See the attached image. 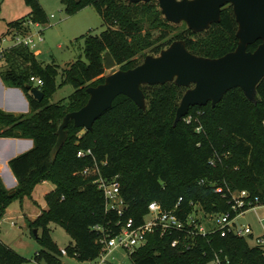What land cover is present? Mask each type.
<instances>
[{
  "label": "trees",
  "instance_id": "trees-1",
  "mask_svg": "<svg viewBox=\"0 0 264 264\" xmlns=\"http://www.w3.org/2000/svg\"><path fill=\"white\" fill-rule=\"evenodd\" d=\"M31 8L29 19L48 22L40 0H25ZM70 13L88 4L100 13L106 29L100 35L87 34L85 54L67 68L44 64L24 45L4 51L0 74L4 82L23 89L30 103V112L14 114L0 108V136L31 138L34 147L12 158L10 168L18 180L15 189H8L0 175V219L16 201L31 198L35 187L52 182L56 188L46 194L47 207L29 221L42 246L37 259L47 258L52 264H63L56 252L51 224L63 226L71 235L67 253L81 260L99 259L106 232L121 228L120 222L134 219L144 222L152 201H160L172 209L183 197L179 211L182 218L196 210L205 216L230 209L231 190L247 189L264 197V79L257 87V101L249 100L236 87L215 107L193 106L186 117L174 125L180 90L175 82L143 85L145 109L129 96H117L113 105L98 119L93 130L68 126L69 137L56 159L52 157L57 131L67 113L81 109L89 100L87 88L105 81V53L111 52L120 69L141 64L149 54L159 55L173 41L183 39L195 54L220 57L238 45V22L233 7L225 6L222 21L208 30L194 32L184 29L173 36L168 29L174 23L163 15L158 1L132 3L127 0H63ZM1 11V2H0ZM25 18L9 23L21 29ZM148 25V27L146 26ZM261 40L250 45L255 50ZM62 83L58 84V76ZM32 76L43 79L45 93L38 100L31 92ZM66 83L75 87L68 100L52 102L50 97ZM200 128V130H198ZM81 149H92L105 177H118L121 195L127 208L123 215L107 209L104 192L83 174L94 166L92 156L79 157ZM216 159V165L211 160ZM106 161V164L103 162ZM147 243L131 253L133 264H264L258 247L249 238L233 234L222 236L219 231L197 235L193 246H174L185 234L160 232L148 234ZM188 240V239H187ZM55 253V254H54ZM219 259V263H218ZM28 259L0 239V264H24Z\"/></svg>",
  "mask_w": 264,
  "mask_h": 264
},
{
  "label": "water",
  "instance_id": "water-1",
  "mask_svg": "<svg viewBox=\"0 0 264 264\" xmlns=\"http://www.w3.org/2000/svg\"><path fill=\"white\" fill-rule=\"evenodd\" d=\"M127 1L139 3L153 0ZM156 1L169 22H185L194 32L208 30L213 24L220 23L223 8L231 5L238 22L237 48L213 58L193 53L185 40L177 39L159 55L149 54L141 64L127 70L117 69L116 60L107 51L105 67L111 73L103 83L87 88L90 97L81 109L71 111L64 117L52 151L54 159L69 137L71 120L76 127L93 130L96 121L121 94L129 96L145 109L147 100L143 85L175 82L178 86L187 87L177 109L175 126L189 114L191 107L209 103L215 107L227 92L236 87L241 88L249 100L257 101V87L264 79V0ZM260 40L255 50H249L250 45ZM31 92L38 100H43L45 96L44 91L37 86H32Z\"/></svg>",
  "mask_w": 264,
  "mask_h": 264
},
{
  "label": "rangeland",
  "instance_id": "rangeland-1",
  "mask_svg": "<svg viewBox=\"0 0 264 264\" xmlns=\"http://www.w3.org/2000/svg\"><path fill=\"white\" fill-rule=\"evenodd\" d=\"M0 2V55L3 51L17 45V41L12 36L15 29L10 28L9 23L23 18L26 19L23 26L30 28V34L35 40L30 50L42 63L56 64L61 70L79 58L87 60L84 35L90 33L100 35L106 29L100 13L92 4L70 13L63 0H40L49 20L46 23H36L38 24L36 25L28 23L31 8L25 0H0ZM183 23L185 22L174 23L176 26L168 29V35L173 36L183 30ZM39 33L43 36V40H39ZM0 65H5L1 56ZM117 69L120 67L117 66ZM110 73L111 71L107 70V74ZM62 80L61 75L58 76V84H61ZM74 91L75 87L66 83L60 86L50 99L52 102L68 100ZM186 91L187 87L181 88L179 105ZM44 187V184H38L31 198L27 197L23 202H14L7 208L4 217L0 219V239L28 259L24 264H52L47 258L37 259L42 246L37 238L36 228L32 230L29 225V221L35 219L47 207V193H44ZM263 216V208L250 210L240 216L238 222L251 225L259 235L262 230L260 218ZM209 224L215 227L212 222ZM37 231L39 235L42 233L41 230L37 229ZM51 231L60 250L71 244L72 237L63 226L52 223ZM56 255L63 264H97L100 260H81L75 254H63L62 252H56ZM104 264H133V261L129 251L117 248L108 257V263Z\"/></svg>",
  "mask_w": 264,
  "mask_h": 264
},
{
  "label": "built area",
  "instance_id": "built-area-1",
  "mask_svg": "<svg viewBox=\"0 0 264 264\" xmlns=\"http://www.w3.org/2000/svg\"><path fill=\"white\" fill-rule=\"evenodd\" d=\"M28 23L36 24L32 20H29ZM30 32L28 26H23L21 29H15L12 32V36L17 41V45H24L30 48L33 47L35 42ZM39 40H43V36L40 33ZM3 54L4 51L0 56L2 57ZM31 81L38 88L44 84L43 79L37 76H32ZM187 120L190 122L191 117H188ZM78 156L81 158L87 156L93 157L95 161L94 166H87L83 170V174L93 177V182L104 192L107 209L114 210L118 214L123 215L127 204L121 195V183L118 177L109 178L103 175L101 166L92 149H81L78 151ZM106 163V161L103 162V164ZM211 165H216V159L211 160ZM224 196H229L228 203L230 209L214 215L205 216L202 210H196L188 214L186 218H182L179 211L183 197H180L178 203L172 209H165L160 201H152L142 224L137 225L132 218L124 223L120 222L121 228L115 234H110L105 228L96 226V229L106 232V235L101 240L103 242V249L98 264L107 263L108 257L117 248H124L131 255L137 248L145 245L148 240V234L155 231L160 232L161 235L172 232L185 234V238H177L173 241L174 246L181 245L183 249H190L193 246L190 238L216 231H219L224 237L230 234L246 237L249 238L252 246L258 247L261 250L264 257V216L260 218L262 230L259 235L256 234L251 225L238 222L239 217L248 211L264 209V197L254 195L247 189L231 190L228 195ZM211 222L215 224V227L209 224ZM61 252L67 254V249H61Z\"/></svg>",
  "mask_w": 264,
  "mask_h": 264
},
{
  "label": "crops",
  "instance_id": "crops-1",
  "mask_svg": "<svg viewBox=\"0 0 264 264\" xmlns=\"http://www.w3.org/2000/svg\"><path fill=\"white\" fill-rule=\"evenodd\" d=\"M0 108L14 114L29 113L31 110L29 100L23 89L7 85L2 79L1 74ZM34 144V140L31 138L0 136V175L8 189L13 190L18 185V180L9 165L10 160L19 154L32 149ZM40 184H44L45 194L56 188V186L50 181H44Z\"/></svg>",
  "mask_w": 264,
  "mask_h": 264
}]
</instances>
